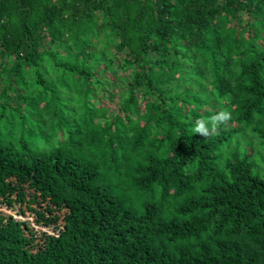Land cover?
<instances>
[{
  "label": "trees",
  "instance_id": "16d2710c",
  "mask_svg": "<svg viewBox=\"0 0 264 264\" xmlns=\"http://www.w3.org/2000/svg\"><path fill=\"white\" fill-rule=\"evenodd\" d=\"M246 131L264 0H0V264H264Z\"/></svg>",
  "mask_w": 264,
  "mask_h": 264
},
{
  "label": "rangeland",
  "instance_id": "374dc122",
  "mask_svg": "<svg viewBox=\"0 0 264 264\" xmlns=\"http://www.w3.org/2000/svg\"><path fill=\"white\" fill-rule=\"evenodd\" d=\"M33 92L35 93V96H37V93H39L38 90L31 89L30 93H33ZM117 101H118L117 92H115L113 100L112 101H104L102 108L105 111H109V112L114 111V114H115ZM138 105H139L138 107H139L140 111L146 115L148 113L147 103H139L138 102ZM8 116L10 118V116H11L10 113L8 114ZM101 116H102V114H98L99 118ZM110 119H112V118H109L108 120L110 121ZM46 121H47V124L51 123L49 116H46ZM109 121L106 123V125L109 124ZM8 126H10V125H8ZM16 132L19 133L18 131H16ZM4 134L6 135V132ZM236 146L239 147L240 151H242L243 149L252 150V152L254 153V159H253L254 167L252 169V172H253V174L258 175L261 178H263L264 177V165H263L264 145L258 140V138L256 136H253V134L250 131H246L245 133H241L236 138L233 139V147H236ZM0 210L6 214H10V215L14 214L13 212L7 211L5 209H0ZM16 218H18V217L16 216ZM25 219L32 222V218L29 215H27ZM34 228L36 230L41 229V228L35 227V226H34Z\"/></svg>",
  "mask_w": 264,
  "mask_h": 264
},
{
  "label": "clouds",
  "instance_id": "9594fccd",
  "mask_svg": "<svg viewBox=\"0 0 264 264\" xmlns=\"http://www.w3.org/2000/svg\"><path fill=\"white\" fill-rule=\"evenodd\" d=\"M231 119V112L224 108L210 117L198 118L193 122L192 133L208 138L218 133L219 129Z\"/></svg>",
  "mask_w": 264,
  "mask_h": 264
}]
</instances>
